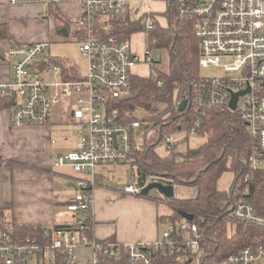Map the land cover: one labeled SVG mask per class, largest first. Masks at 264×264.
Instances as JSON below:
<instances>
[{"label":"built area","instance_id":"2783aa9c","mask_svg":"<svg viewBox=\"0 0 264 264\" xmlns=\"http://www.w3.org/2000/svg\"><path fill=\"white\" fill-rule=\"evenodd\" d=\"M8 1L12 5L47 3L59 6L65 0ZM151 1L81 0L80 14L75 20L82 33L79 35L80 50L88 62L85 76L58 78L65 71L64 64L51 56L48 41L16 44L10 48L8 54L14 59L12 78L0 84V107L5 105L10 109L15 126H44L52 121L62 100H68L69 105L75 97L76 107L70 110V124L79 137L78 145L56 153L54 166L69 165L85 176L77 179L79 191L67 204L75 219L72 227H49L39 238H19L11 229L0 225V264H56L61 253L66 255L67 264H78V250L82 246L94 249L91 264H99V253L111 257L126 253L127 264H154L159 251H187L192 264H264L263 243L245 246L222 259L210 258L206 254L201 226L186 219L170 222L162 239L154 243L101 242L87 233V219L93 220L92 190L97 182L96 168L137 162L136 150L140 147L135 143V135L142 123L139 119L127 121L119 107L120 98L133 89L132 78L138 75L134 67L156 62L152 55L147 56L149 50L142 55L134 52L131 39L101 36L98 30L101 22L111 16L127 15L136 19L141 13L146 18L144 30L154 29L161 24L159 15L151 9H143V4ZM165 3L166 14L173 5L182 16H198L195 33L200 43V69L214 66L223 73L222 77H203L193 83L187 106L202 113L215 107L231 109L233 94L249 90L238 98L234 111L256 141V149L250 156L252 167L263 168L264 0H165ZM153 80L159 85L164 83L159 76ZM200 117L191 135H199ZM163 142L169 149L174 148L173 137L165 136ZM157 180L159 177L151 176L143 185H126L123 190L140 194L149 182ZM230 212L235 219L264 228V215L258 214L248 200L235 202ZM181 258L179 255L178 259Z\"/></svg>","mask_w":264,"mask_h":264},{"label":"trees","instance_id":"16d2710c","mask_svg":"<svg viewBox=\"0 0 264 264\" xmlns=\"http://www.w3.org/2000/svg\"><path fill=\"white\" fill-rule=\"evenodd\" d=\"M46 12V16H54L59 29L71 28L72 20L62 13L58 5L49 4ZM167 16L168 25L160 24L148 31L150 40L153 41L152 45L170 49V71L159 75V78L164 80L163 85L154 81L151 75H134L132 91L119 101V107L125 113L127 121L139 119L134 114L135 109L141 107L148 110L154 101H165L169 105L164 115L150 119L153 122L152 128L156 129L155 135L145 146L136 150L137 162L132 164L136 167L134 174L138 185H143L151 176L159 177L162 181L160 175H164L168 177L164 183L173 185L183 183L197 187V194L193 197L164 199L171 207L172 213L160 217V221L178 223L184 219L181 212L194 214L193 222L199 223L204 235L206 254L210 258L222 259L245 246L264 244V228L230 215L232 205L243 199L252 202L256 212L264 215V167L254 169L250 163V156L256 149V141L237 111L215 107L202 113L195 112L189 106L183 111L179 110V103L184 98L190 99L193 83L203 79L199 66L200 43L195 33L198 16H182L173 5L169 8ZM74 22L76 23L75 19ZM101 24L100 29L96 26L101 36L114 35L131 39L133 33L145 31L141 19L130 18L127 15L111 16ZM77 32L81 33L79 28ZM0 38L13 39L7 24H0ZM66 69H73L71 78H77L75 68L68 66ZM199 116L201 125L198 133L205 138L203 143L188 147L186 152L175 150L182 140L178 144L175 142L174 148L166 155L155 151L156 145L163 141L165 136L173 137L171 134L173 132L185 131L186 134H190ZM5 164L17 163L6 161ZM229 168L236 173V180L228 193L220 191L217 183L221 174ZM229 222L234 225L231 233L228 228ZM87 223L89 224L87 233L94 239L92 236L94 222L89 218ZM0 225L11 229L19 238L27 236L39 238L49 228L19 224L1 207ZM72 226L73 224H58L54 227ZM179 255L182 256L181 259H178ZM98 258L99 264L128 263L126 253L117 257L99 253ZM56 264H67L66 255L59 254ZM154 264L192 263L187 251L177 253L159 251L155 255Z\"/></svg>","mask_w":264,"mask_h":264},{"label":"crops","instance_id":"0c3cea01","mask_svg":"<svg viewBox=\"0 0 264 264\" xmlns=\"http://www.w3.org/2000/svg\"><path fill=\"white\" fill-rule=\"evenodd\" d=\"M80 2L78 0L76 4V16L70 17L64 13V10L71 11L64 6L66 0L59 8L72 20L80 14ZM35 13L29 4L12 5L8 0H0V24H7L13 37L12 40L0 38V84L8 83L12 78L14 59L8 54L11 47L37 41L51 43V40H65L59 35L58 24L56 27L46 26ZM42 15L47 17L43 12ZM70 29L68 27L69 34ZM75 34L76 39L80 40V34L76 31ZM53 58L64 64L65 71L58 78L74 79L71 78L73 69H66L68 66L75 68L77 77L81 75L66 60L57 56ZM67 107V103L63 108L59 104L52 121L44 126H15L10 109L5 105L0 107V207L19 224L51 228L58 224L74 223L73 215L65 214L63 207L75 199L73 188L79 191L77 179L85 175L77 173L69 165L61 168L54 166L56 153L74 149L78 145L76 131L66 125L70 124L69 120L63 119L66 114L70 119ZM6 161L17 164L6 165ZM131 184L112 185L97 178L92 190L94 239H111L120 244L154 243L162 239L164 231L159 225V200L153 196L125 192L123 188ZM94 256L95 251L91 246H82L78 250L77 262L91 264Z\"/></svg>","mask_w":264,"mask_h":264},{"label":"rangeland","instance_id":"374dc122","mask_svg":"<svg viewBox=\"0 0 264 264\" xmlns=\"http://www.w3.org/2000/svg\"><path fill=\"white\" fill-rule=\"evenodd\" d=\"M78 0H66V3L64 6H67L70 8V12H67L64 10V13L68 16H76L75 13L78 11L77 3ZM138 4V2H137ZM149 4V5H148ZM29 6H32V9L36 11L35 15L44 20V25L51 26H57V23L54 18L51 16L44 17L42 15V12H46L49 8V5L47 3L43 4H29ZM143 9L148 10L151 9L155 14L159 15V22L164 25L169 24L168 16L164 12L166 10V3L165 0H152L150 3L145 2L143 4ZM136 19H141L142 23L146 22V18L144 15L139 14L135 16ZM79 28L77 23L74 22V18H72V24L70 29L69 35H63L59 34L60 37H62L65 40L60 41H50V53L52 56L60 57L61 59H64L67 61L68 65H73L76 67L80 74L82 76H85L87 74L88 69V62L85 55L80 50L81 47V40L76 39L75 31ZM131 43H132V50L136 52L139 55H142L144 51L149 50L150 52L147 54L149 57L152 55L156 62L153 65L147 64V63H141L134 67V72L140 76H152V77H158L160 74H166L170 71V62H171V53L170 49L164 46H156L152 45L153 41L150 40V34L148 31H138L132 34L131 36ZM200 75L203 77H222L223 73L222 71L214 66H210L208 68H202L200 69ZM67 101L62 100L60 102V105L63 106L66 104ZM68 105V104H67ZM76 107L75 103V97L73 98V102L68 105L67 109L70 111L71 109ZM169 105L165 101H154L151 105L150 109L145 108H136L135 109V116L141 120L142 126L140 129L136 131L135 135V143L141 148L145 146L148 141L151 139L152 136L155 135L156 129L152 128V121H150L151 118L157 117L159 115H164L166 111L168 110ZM66 114V113H65ZM64 120H69V116H65L63 118ZM67 126L71 127L69 123H66ZM174 139V142L177 144L179 141H182V143L178 144L175 148V150H179L181 152H186L188 147L190 146H198L201 143L204 142L205 138L203 136H194L190 134H186L185 131L182 132H173L171 133ZM155 151H157L159 154L166 155L168 152H171V150L165 145L163 141H160L156 147ZM137 166V165H135ZM135 168L131 163H118L115 165H107V166H98L96 168V176L97 178L103 180L104 182L108 184H125L127 182H131L133 184H137V178L134 174ZM78 173V172H77ZM76 174V172H74ZM85 175V174H84ZM160 177L163 178L162 181L166 182L165 179L168 180L167 176L160 175ZM236 180V173L232 168H229L228 170L224 171L219 180H218V188L222 192H230L235 184ZM74 187V186H73ZM175 189V197L177 198H190L197 194V187L192 185H186L183 183H177L174 185ZM74 195L78 192V189L76 187L73 188ZM137 195H141L137 194ZM149 196H153L159 200V203L161 207H159V216H168L172 213L171 207L164 201L163 196L156 190L152 189L149 193ZM65 210V214H68L72 217L73 213L68 211L67 207H63ZM74 218V216H73ZM161 230L164 231L165 229H168L170 227V222H159ZM234 225L229 222L228 228L229 233L232 232ZM163 234V233H162Z\"/></svg>","mask_w":264,"mask_h":264},{"label":"water","instance_id":"95a60500","mask_svg":"<svg viewBox=\"0 0 264 264\" xmlns=\"http://www.w3.org/2000/svg\"><path fill=\"white\" fill-rule=\"evenodd\" d=\"M60 34L63 35H68L69 31L66 27L60 29ZM249 90H245V91H240L237 93H234L232 96V100L230 101V108L232 110L236 109L237 106V101L238 98L245 94L246 92H248ZM188 104V99L184 98L180 103H179V110L183 111L186 106ZM152 189H156L165 199H169V198H173L175 197V189H174V185L173 184H169V183H164L163 181L157 180V181H151L149 182L141 191V195H149L150 191ZM181 215L183 216L184 219H186L187 221H193L195 216L192 213H188V212H181Z\"/></svg>","mask_w":264,"mask_h":264}]
</instances>
